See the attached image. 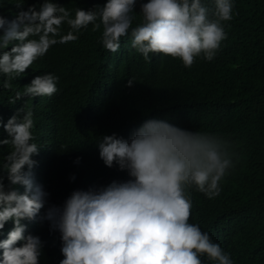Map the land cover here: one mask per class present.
Returning <instances> with one entry per match:
<instances>
[{"label": "clouds", "instance_id": "9594fccd", "mask_svg": "<svg viewBox=\"0 0 264 264\" xmlns=\"http://www.w3.org/2000/svg\"><path fill=\"white\" fill-rule=\"evenodd\" d=\"M14 2L19 7L25 0ZM137 2L105 0L72 9L42 0L21 6L12 19L0 15V75L5 77L0 86L10 88L51 46L76 41L89 24L93 32L100 30L98 42L109 52L129 36L145 61L150 54L170 55L190 68L198 58L216 56L227 35L225 22L234 14V0H143L134 11ZM134 13L139 20L133 26ZM58 80L52 72L35 75L9 103L51 96ZM134 81L129 78L126 85ZM33 125L32 110L23 107L0 120L7 133L0 145L10 146L0 159V234L6 222L13 225L0 238V264H39L42 241L22 222L36 219L59 232V264H235L208 232L189 222L192 200L186 191L194 187L209 199L219 196L221 181L235 164L228 140L146 119L128 139L113 132L96 141L104 165L126 170L129 179L74 189V174L67 183H53L46 175ZM52 186L68 191L61 205L48 202Z\"/></svg>", "mask_w": 264, "mask_h": 264}, {"label": "trees", "instance_id": "16d2710c", "mask_svg": "<svg viewBox=\"0 0 264 264\" xmlns=\"http://www.w3.org/2000/svg\"><path fill=\"white\" fill-rule=\"evenodd\" d=\"M39 2L25 0L21 6ZM56 2L88 9L105 0ZM21 6L0 0V15L12 19ZM233 13L216 56L210 61L198 58L190 68L170 55L150 54L145 61L131 47L129 36L121 38L116 52H109L98 42L100 30L93 32L89 24L76 41L51 46L10 88L0 86V120L6 121L17 108L31 109V131L46 175L52 182L67 183L74 174V189L129 179L126 170L104 165L96 141L113 132L128 139L146 119L222 136L232 145L234 167L215 198L194 187L186 190L192 200L189 222L208 232L235 264H264V0H234ZM134 15L133 26L139 20L138 13ZM67 30L64 25L62 31ZM46 72L59 77L57 92L9 103L15 90ZM4 78L0 75V81ZM129 78L135 79L132 86L126 85ZM6 136L0 126V139ZM9 150L0 145V159ZM51 189L49 203L61 205L69 195ZM22 222L42 241L39 264H59V232L50 231L47 221ZM12 226L6 222L0 238H6Z\"/></svg>", "mask_w": 264, "mask_h": 264}]
</instances>
